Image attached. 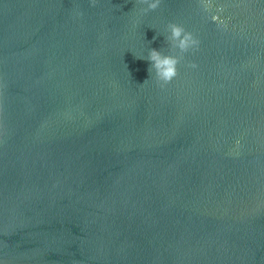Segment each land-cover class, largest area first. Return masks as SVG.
<instances>
[{
    "label": "water",
    "instance_id": "1",
    "mask_svg": "<svg viewBox=\"0 0 264 264\" xmlns=\"http://www.w3.org/2000/svg\"><path fill=\"white\" fill-rule=\"evenodd\" d=\"M203 3L0 0V264H264V0Z\"/></svg>",
    "mask_w": 264,
    "mask_h": 264
},
{
    "label": "clouds",
    "instance_id": "2",
    "mask_svg": "<svg viewBox=\"0 0 264 264\" xmlns=\"http://www.w3.org/2000/svg\"><path fill=\"white\" fill-rule=\"evenodd\" d=\"M141 2L147 5V7L141 9L144 13L157 9L161 4V0H141ZM95 3L96 0H92L93 6ZM202 6L205 11H207L210 7L209 4L203 3V0ZM167 30L169 34L165 38L171 46V51L168 54H165V52L161 49L151 48L147 58L137 57L151 62L148 69L149 73L151 75L154 70L155 79L162 88L179 74V65L184 59L185 54L194 47L198 48L201 43L199 37H197L193 32L187 30L184 25L178 22H169L167 24ZM155 38L156 37L153 39ZM190 67L195 68L197 65L195 62H192ZM147 80L148 79H146L143 83Z\"/></svg>",
    "mask_w": 264,
    "mask_h": 264
}]
</instances>
